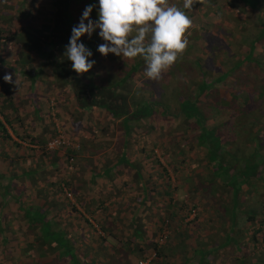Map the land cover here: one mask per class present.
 I'll list each match as a JSON object with an SVG mask.
<instances>
[{
    "label": "rangeland",
    "instance_id": "rangeland-1",
    "mask_svg": "<svg viewBox=\"0 0 264 264\" xmlns=\"http://www.w3.org/2000/svg\"><path fill=\"white\" fill-rule=\"evenodd\" d=\"M91 1L73 0L70 10L74 16L78 17ZM202 1L206 4H214L215 7L217 4H222V14L214 15V24L223 20L226 30L232 28L230 31L233 32V57H238L239 53L242 54L245 51V46L242 48L241 45L246 44L251 35L259 30L256 16L251 14L253 12L250 9L248 11L241 0H230L224 6L223 0ZM95 2L98 6V0ZM172 2L183 5L184 0H170V3ZM262 2L263 7L260 12L264 18V0ZM200 5L203 4L198 3L197 9ZM252 6V4L248 5L250 8H253ZM18 9L19 12H17ZM51 9L49 0H0V27L6 23L9 25L11 23L10 26L16 29L26 25L33 32L32 28L36 29L42 21L50 19ZM11 18L14 20L12 21ZM191 30L189 29L186 33L187 38L190 37L188 35ZM215 35L219 34L215 33ZM1 40L2 37L0 39V98H4L6 93H9L11 102L16 105L22 122L29 125L30 132L43 137L50 135L52 137L59 132L68 139L69 143L56 147L58 154L51 156L49 153L34 151L35 144H29L26 140L20 141L23 146L21 151H26L27 154L20 163L22 166L29 165L36 170L34 174L36 184H26V188L17 200L0 194V221L5 228L4 241L0 233V264H36L37 262L73 264V261L79 264H129L132 262L129 256H133L136 261L139 255L136 248L137 245H141V241H138L137 235L130 230L132 226L126 220L124 221L131 209L124 195L131 196L128 201L135 205L140 195L134 192L133 194L127 189L131 187L136 190L139 187V181L127 176L128 180L116 183L125 191H116L115 197L110 198L112 200L107 210L119 214L120 218L115 217L112 222L115 227L109 230L108 234L103 229L105 225L101 222L102 213L91 211L96 203L106 202L109 199L106 196L108 194L106 183L97 180L89 181L91 183L86 182L92 172L103 169L109 161L117 160L122 147L126 149L124 150L126 156L141 170V174L145 173L153 178L152 192L154 189L157 193L156 197L153 193L150 197L148 193L146 199L140 203L141 208L138 212L145 213L141 215V218H145L144 223L138 215L135 221V224L144 228L140 229V233L145 243L140 247L149 251L146 252V254L150 253L146 255L150 258L149 260L165 264L174 227L179 224L180 228H187L185 217L190 214V220L194 222L206 221L203 219L206 217L210 220L218 218L222 223L230 222L232 219L235 240L233 264H264V225L258 223L260 216L264 215V113H258L261 110L264 111V65L259 70L258 68L250 69L251 73L246 74L239 70L232 71L226 76L225 91H214L197 102L202 109V116L205 117L203 122L205 133L212 135L216 140L214 145H217L213 148L216 151L210 152L208 145L197 142L196 135L200 133L201 128L195 125L185 128L182 115L174 114L173 111L163 113L155 107L149 116L130 121L128 131L123 129L120 118L119 120L109 119L105 110L94 108L88 113H80V109L70 106L68 102L70 97L68 94L64 96L61 88H52L44 83L42 78L46 74L44 69H49V66L40 68L42 54L33 51L35 47L29 46V53L33 58L31 63L24 66L25 69L19 68L17 57L19 58L21 52L17 43L9 40L5 45ZM257 43L254 49L260 57L264 58V34ZM42 44L45 49L46 45L44 42ZM236 50L238 52H235ZM180 57L182 59L179 60V66H171L173 74L162 76L158 81H148L145 76V66L142 69L138 68L130 75L129 84L140 86L145 80L147 83L145 89L154 91L150 95L153 99H157V94L161 91H164L165 97L167 94L171 96L174 92H176L174 97L189 96L196 83L202 79H209L211 76L208 72L200 76L197 68L186 55V51ZM132 59L115 55L112 64L108 67L107 63H102L105 60L102 62L90 60L96 61L94 64L96 69L101 65L103 79L111 81L115 76L112 71L115 70L118 73L116 76L122 75L121 69L125 71ZM211 67L209 65L206 69L210 70ZM32 68L39 71L35 85H29L27 78L31 75ZM20 69L25 72L20 73ZM5 74H12L13 81L16 79L19 86L5 82L3 80ZM148 84L152 88H147ZM259 89L262 96L256 93ZM233 94L238 96L232 98ZM144 96L149 95L144 93ZM242 98H251L249 102L253 101V111L246 114L233 109L225 110V105L234 107V103L241 101ZM170 99L173 98L170 97ZM49 105L62 107L64 116L68 119L62 117L63 113L62 116L54 113L48 107ZM259 107L260 109L257 110ZM5 111L11 117L13 111L9 106L5 107ZM82 119L84 123L81 126ZM251 132L253 134L249 136ZM123 141H126L125 146L122 145ZM44 149L47 148L44 147ZM11 151L15 150H12L9 143L0 147V171L12 168L9 167L10 163L6 162L7 159L3 154L11 153ZM66 156L69 157L66 158ZM54 157L56 162H52ZM155 159L158 160L159 165L156 164ZM238 161L241 164L236 166ZM119 164L121 165L114 166L116 173L112 172V182L117 179L121 169L130 170L125 163ZM159 166L166 169L168 180L163 176L164 172ZM233 167H237L238 173L244 175L235 192H233ZM227 168L229 170L226 173ZM15 170H19L18 167H15ZM222 173L228 176H223ZM119 176H122L121 172ZM131 180L134 182L131 183ZM50 181L53 182L50 183ZM143 183L148 185L149 179L146 178ZM116 184L113 185L116 186ZM87 185H89L88 188H86ZM234 185L236 186L235 183ZM38 189L42 190L38 192ZM64 189L70 193V196L64 194ZM95 190L99 191L98 196H95ZM113 190L116 188L114 187ZM172 198L174 207L183 210L176 217H172L169 213ZM35 203H38L41 208L48 205V216L54 215L56 224L67 229L66 235L69 241L64 245L66 250L64 255L61 254L59 257L54 251L53 254L37 258L33 249L27 254L22 251L28 231L24 225L26 219L19 206L26 207ZM70 204L74 208H71ZM84 206L90 209L86 210ZM194 215H197L198 219L194 218ZM250 215L251 219L248 218ZM140 222L142 224H139ZM118 225L121 226L120 229ZM160 237H162L161 240ZM118 239H126L127 243ZM152 243H155L158 248L156 255H151V251L154 250Z\"/></svg>",
    "mask_w": 264,
    "mask_h": 264
},
{
    "label": "trees",
    "instance_id": "trees-1",
    "mask_svg": "<svg viewBox=\"0 0 264 264\" xmlns=\"http://www.w3.org/2000/svg\"><path fill=\"white\" fill-rule=\"evenodd\" d=\"M72 1L73 0H49L52 6L50 11V19H47V21H42L41 24L38 25V28H32L33 32L29 29L30 27L26 25L16 29L15 27L10 26L11 23L10 25L6 23L0 27V39L2 37L1 41L6 45L9 40H13L20 48L21 54L19 55V58L17 57L19 68H24V66L31 63L33 58L29 53V48L35 47L33 51L42 54L41 67L42 64L49 62L53 67L52 73L54 78L50 81H47L46 84L52 88H61L65 95L68 94L72 96L75 108H81L84 110L87 106H94L107 110L111 117H121L120 122L126 130L128 126H130V121H137L138 119L149 116L155 107H157L158 110L163 113L173 111L174 114L182 115V122L184 123L185 128L194 125L197 126V128L200 127V133H197L196 135L197 142L208 145L209 151L215 152L216 150L213 148H215L214 146L217 145H214L216 140L212 135L205 133V123H203L205 117L202 116V109H200L197 102L202 97L206 95L208 96L214 91H225L226 86H224V82L226 76L229 73H232V71L239 70L240 72L246 74L247 72L251 73V70L253 69L258 68L257 70H259V68L263 67L262 65H264V58L260 57L254 49L256 44H258L257 42L259 38L262 36V34H264V21H262V15L260 13L262 8L259 5H255L256 0H241L251 12L256 10V18L260 19L257 23L259 30L255 34L251 35L246 44L243 43L241 45L242 48L245 46V51L242 54L239 53L238 57H233V32L230 31L232 28L226 30V25L223 26V20L217 22L216 25L214 24V15L221 16L222 14V4H217L215 7L214 4H206L202 1L201 4L204 6L200 5L199 9H197L199 2L193 5L192 9L196 8V11L192 9L190 12L189 10H185L193 20V26L191 28L192 30L188 35L190 37H188L189 43L186 48V55L192 61L193 66L197 68V72L200 76H203L206 74V72H208L211 77L209 79H204L206 81L202 79L199 83H196V86H194L195 88L189 94V96L174 97L176 94V92H174L171 94V96L167 94L165 97L163 94L164 91H161L159 94H157V99L150 97L151 92L154 91L153 89H145V85L147 84L145 80L142 81L140 86H132L129 84L128 79H130V75L133 72H136L138 68L142 69L146 66V61L142 56L133 58L125 71L121 69L122 75L116 76L118 73L115 70L112 71L114 72L113 74L115 76L111 81L103 79L104 77L101 75V65H99L98 69L95 68L96 65H93L92 69H90L87 73L80 75L75 73V71L71 68L72 62L64 56V46L68 44L69 37L71 35V28L78 24L79 18L81 16V14L78 17L73 15L72 11L70 10ZM95 1L96 0H92L88 4H96ZM228 1L230 0H223V6ZM172 3L175 4L174 2ZM249 4H252L253 8L248 7ZM177 6L181 8L183 7V5L180 4ZM19 11L20 10L18 9L17 12ZM90 18L94 21L98 18L97 8H93ZM11 20L13 21L14 19L11 18ZM85 23H87V21H85ZM99 31V28L95 29L90 38L87 36V34L83 35L80 37V41L92 51L93 55L89 57V59H95L97 62H102V60H105L102 63H107L108 67L112 64L115 54L109 53L107 56H103L97 51V46L101 43H105V41L99 37ZM215 33H218L219 35L216 36ZM41 41L46 45L45 49ZM235 52H238V50ZM181 59L182 58L179 57L173 66H179V60ZM121 65H123V63H121ZM209 65L213 67V70L212 67L210 70L206 69V67ZM19 72L24 73L25 70L20 69ZM38 73L39 71L34 70L33 68L31 69V75L27 76L29 85H35L36 80H38ZM171 74H173L172 67L164 71L162 76ZM147 80L149 81L150 79L147 78ZM147 88H152V86L148 84ZM172 89L175 88L172 87ZM144 93L148 94L149 96H144ZM256 93H259L260 96L263 95L261 94L260 89ZM236 96L233 94L232 98H235ZM170 97L173 99L171 100ZM250 100L251 98H242L241 101L239 100V102L234 103V107L230 105H225L224 107L225 110L233 109V111L236 110L239 113L251 112L253 111L254 105L253 101L249 102ZM128 101H130V103H128ZM215 104L216 101L213 102L214 106ZM7 106H9L11 111H13V117H10L5 111V107ZM259 109L260 107L257 110ZM16 111L17 107L11 102L9 93L7 92L4 98H0V147H2L5 143H9L12 147V150L14 149L15 151H11V153L8 154L3 153L5 159H7L6 162L8 164L10 163L9 167L12 168L5 171H0V194L3 197L6 195L10 196L11 199L15 200H17V197L21 196L22 191L24 188H26V184H36V176L34 175L36 170L31 168L29 165H27V167L22 166L20 163L27 155L26 151H21L23 146L21 145L20 141L26 140L29 144H35L36 146L33 148L34 151L49 153L51 156H56L58 154L57 148L44 149L45 143L47 139L51 137V135L48 137H43L39 134L30 132L29 128L27 129L23 126L22 118L19 116V114H17ZM261 112L264 113L263 110L259 111L258 113ZM190 119L192 121H189ZM262 126L263 125H261V127ZM251 134H253V132L249 133V136ZM68 151L70 153L69 149ZM247 155L248 153L246 156ZM69 156H66V158ZM55 158L56 157L52 158V162H56ZM246 159H249V157H246ZM155 162L157 165H159L157 159H155ZM240 164V161H238L236 166ZM15 167H18L19 170H15ZM159 167L164 172L163 176H165L168 180L166 169L162 166ZM228 170V168L225 170L226 173ZM238 171L239 170L237 167H233V192L237 190L240 181L243 180L244 177V175L242 176L241 173H238ZM222 174L223 176H228V174ZM135 175L137 176L138 172H136ZM52 182L53 181H50V183ZM65 183L68 184L67 182ZM58 185L59 184H57V186ZM48 187L50 186L48 185ZM41 190L38 189V192ZM69 206L74 208L72 204ZM19 207L21 208L22 214L26 219L24 224L25 229L28 231V233L32 234H26L25 244L22 247V251L24 253L26 252L27 254L29 250L33 249V252L37 258L42 255L47 256L50 253L53 254L54 251L59 257L61 254L64 255L63 253L66 251L64 249V245L66 243L68 244L69 241L68 236L66 235L68 231L66 228H61V225L56 224V217H54V215L51 214L48 216V205H45L41 208L38 203H35V205L26 207L20 205ZM248 218L251 219V215ZM258 223L264 225V215L260 216ZM4 230V225L2 221H0V233L3 241L5 240V234H3ZM109 232V230H106L107 234ZM118 241L127 243L126 239H118ZM152 247L154 248V250L151 251L152 255L158 254V248H156L155 243H152ZM136 249L139 252V257L136 261H134V264H138L137 261L139 259H144L146 258L147 254H150H146V252L149 251L144 250V248L137 247ZM70 253L72 254V251ZM75 263L79 264L77 261H73V264ZM149 263L150 260L147 262V264ZM36 264L40 263L37 262Z\"/></svg>",
    "mask_w": 264,
    "mask_h": 264
},
{
    "label": "clouds",
    "instance_id": "clouds-1",
    "mask_svg": "<svg viewBox=\"0 0 264 264\" xmlns=\"http://www.w3.org/2000/svg\"><path fill=\"white\" fill-rule=\"evenodd\" d=\"M197 2L202 0H184L182 8L169 0H98V6L88 4L78 24L71 28L64 56L72 62L77 75L89 72L96 61L89 59L93 53L80 37L87 34L90 38L99 28L98 35L105 41L97 46L101 55L112 53L129 59L142 56L146 61L145 76L158 81L186 51V33L193 20L185 10H191ZM93 8H97L95 21L90 18ZM3 80L19 86L12 74H5Z\"/></svg>",
    "mask_w": 264,
    "mask_h": 264
},
{
    "label": "crops",
    "instance_id": "crops-1",
    "mask_svg": "<svg viewBox=\"0 0 264 264\" xmlns=\"http://www.w3.org/2000/svg\"><path fill=\"white\" fill-rule=\"evenodd\" d=\"M263 0H256L255 5H263ZM263 6H261L262 8ZM262 10V9H261ZM249 11V8H248ZM257 11L255 10V12L251 13L253 15H257L256 13ZM261 13V12H260ZM262 15V14H261ZM262 17V16H261ZM260 18H256V22L258 23V20ZM262 21H264V18H261ZM40 68H43V66H49V69H44L45 70V75H43V80L44 83H47V81H50L51 79L54 78L53 73H52V65L51 63H46V64H42L41 67V63L39 64ZM25 69V68H24ZM41 78V76H40ZM65 96V93H64ZM67 96V94H66ZM41 97V96H40ZM70 101H68L70 103V106L72 108H75V105L73 104V98L72 96H70ZM49 108L52 109V111H54V113H57L59 116H64V112H63V108L62 107H57V106H48ZM47 107V108H48ZM70 107V108H71ZM94 108H98V107H94V106H87L84 110H82L80 108V113H88V111L90 110H94ZM100 109V108H98ZM104 110V109H102ZM106 111L107 117H109V119H118L121 117H116L113 118L111 117V115ZM17 112V111H16ZM18 114V112H17ZM14 116V113H12L11 117ZM57 116V115H56ZM38 118V117H36ZM66 118V117H65ZM68 119V118H66ZM84 119H82L81 121V126L83 125ZM120 124L122 125V123L120 122ZM23 126L26 127L27 129L29 128V125H27L26 123H24L23 121ZM123 129L125 131H128L130 126H128L127 130L125 129V127L122 125ZM126 133V132H125ZM124 143H122V145H126V141H123ZM143 149V148H142ZM126 149H124V147H122L121 152L118 156L117 160L114 161H109L107 164L104 165L103 169L98 170L97 172H92L89 179L86 182L89 181H98V182H103L106 183L107 189H108V194L106 195L109 199L101 203H96L94 206H92L91 211L95 210L97 212H101L102 214V218H101V222L104 223L105 227H103V229L105 230H112L115 226L112 224L113 220L115 219V217H117L119 214H116L115 212H112L111 210H107L108 206L110 205V198L111 197H115V192H123L125 190H123L120 185L116 184L118 181H121V183H123L125 180H128L126 177L130 176L133 179L136 178L135 181H139L140 184L139 187L135 190L131 187H129L127 190L131 193H138V198L139 200L136 202L135 205H132L131 202H129L128 200L130 199L131 196H126V194L124 195V197H127V204L131 205V209L129 210V214L126 215L127 219H124V221L126 220V222H128L132 228L130 227V230L132 231V233H134V235H137L138 241H141V245H144L145 241H144V237L143 235H141L140 233V229H144L142 228V226L140 227L138 224H135L137 215L140 217L142 223H144L145 218L142 217L141 215H145L144 212H138V210H140L141 205L140 203L142 201H144L146 199L147 194L149 193L150 197L152 196L151 193H153V196L156 197L157 193L156 191L153 189L152 192V183H153V178L148 176L147 174L144 175L141 174V170L139 168H137V165L132 163V160H130L129 157L126 156ZM119 163H125L130 170L128 169H121L120 172L122 173V176L120 175V172L118 174V177H116L117 179L114 180L113 182L111 181L112 177V172L115 171L116 173V169H115V165H121ZM126 170L128 172H126ZM136 172H138V175L136 176ZM126 174V175H125ZM144 176H148V177H144ZM154 177V176H153ZM148 178L149 179V184L148 185H144L141 184L145 181V179ZM155 179V178H154ZM156 181V179H155ZM134 182L131 180V183ZM91 183V182H89ZM113 184H116V186H114ZM137 186V185H135ZM89 185L86 186V188H88ZM114 187L116 188V190H113ZM120 187V188H119ZM149 190H148V188ZM136 188V187H135ZM99 191L95 190V196H98ZM133 193V194H134ZM171 193V192H170ZM98 202V201H96ZM170 206L171 209L169 211L170 215L172 217H176L179 216L183 210L182 209H178L177 207H174L173 205V198L170 200ZM182 207V206H181ZM85 208V206H84ZM86 210H89L90 208H85ZM232 209V207H231ZM233 210V209H232ZM118 211V210H117ZM233 213V211L231 212V214ZM189 214V213H188ZM121 216V215H120ZM196 219H198L197 215H194ZM146 217V216H145ZM199 217H202V215H199ZM118 218H120L118 216ZM185 219L187 220L185 223H187V228H180L178 225H176L174 227V232L171 235L172 238L170 239V245H168V251L166 252V257H165V264H233V246L234 245V237H233V221L232 219H230V222H223L219 221L218 218H214L213 220H210V218L206 217L203 218L206 221H192L191 219V215L189 214L187 217H185ZM184 219V220H185ZM229 220V218H228ZM120 221V220H119ZM209 221V222H208ZM141 222L139 224H142ZM111 224V225H110ZM121 226L118 225V229H120ZM147 229V228H146ZM181 230V231H180ZM135 231H139L135 232ZM180 231V232H179ZM254 231V230H253ZM175 234V236H174ZM180 243V244H179ZM138 247H140L139 245H137ZM139 257V255H138ZM129 258L132 260V262L129 264H132L135 261V258L133 256H129ZM149 264H158V261H154V260H150Z\"/></svg>",
    "mask_w": 264,
    "mask_h": 264
},
{
    "label": "built area",
    "instance_id": "built-area-1",
    "mask_svg": "<svg viewBox=\"0 0 264 264\" xmlns=\"http://www.w3.org/2000/svg\"><path fill=\"white\" fill-rule=\"evenodd\" d=\"M68 143H69L68 139L58 132L46 141L45 148L52 149V148H56L62 144L67 145ZM64 194H66L67 196H70V193L68 191H66V189H64ZM161 238L162 237H160V240H161ZM149 259H150L149 257H146L144 259H139L137 262H138V264H147Z\"/></svg>",
    "mask_w": 264,
    "mask_h": 264
}]
</instances>
